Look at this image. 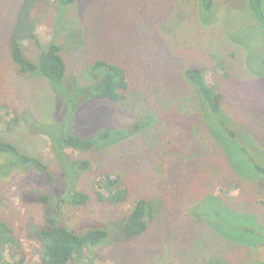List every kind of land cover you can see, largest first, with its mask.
<instances>
[{"label":"rangeland","instance_id":"1","mask_svg":"<svg viewBox=\"0 0 264 264\" xmlns=\"http://www.w3.org/2000/svg\"><path fill=\"white\" fill-rule=\"evenodd\" d=\"M32 34L62 45L67 89L81 100L75 108L47 76L21 72L13 60L14 36L38 62ZM98 58L127 72L129 89L119 101L92 95ZM194 66L220 88L236 137L188 79ZM62 128L96 141L90 150L66 148L68 159L90 161L80 176L54 152ZM105 130L111 135L99 139ZM0 139L39 157L57 177L55 192L38 169L11 164L0 152V219L19 244L0 243V264H43L34 228L47 226L48 215L79 234L109 229L78 264H264V174L248 160L264 165V28L248 0H214L210 9L201 0H75L63 10L54 0H0ZM106 173L122 176L124 201L99 198L96 183ZM71 182L89 194L86 204L62 202ZM138 197L152 201L154 219L142 235L123 236L117 230ZM221 221L255 232H231Z\"/></svg>","mask_w":264,"mask_h":264},{"label":"trees","instance_id":"2","mask_svg":"<svg viewBox=\"0 0 264 264\" xmlns=\"http://www.w3.org/2000/svg\"><path fill=\"white\" fill-rule=\"evenodd\" d=\"M59 10H63L71 5L75 0H54ZM249 5L254 11L256 18L264 28V11L262 9V0H248ZM206 9L213 6L214 0H201ZM32 38L39 44L40 56L38 62L30 60L24 53L21 43L14 36L10 39V49L13 60L19 66L21 72H33L39 70L47 76L59 93L60 97L64 95L71 102L73 108L81 103V100H75L67 89L65 83L67 64L61 54L62 45L52 40L43 44L36 34H32ZM92 72L97 81L93 84L92 95L97 98H106L111 101H119L124 98L129 89V78L125 68L118 62L110 59L98 58L93 62ZM186 75L190 81L195 83L205 99L208 101L209 108L217 115L220 127L229 134L230 138H234L235 130L228 124V119L224 118L222 113L223 94L216 84L208 82L204 74V68L190 67L186 69ZM138 127V124L130 127L128 130L119 129L116 134H122L124 131L133 132ZM59 132V133H58ZM111 135L109 131L100 132L98 138L105 139ZM96 141L90 138H81L71 133H68L64 128L57 131L54 136V152L61 166L62 160L67 158L71 164L70 169L84 173L90 169V161L86 159L71 160L66 157V148H76L78 150H90L94 147ZM232 149V148H230ZM0 152H8L12 158L11 164L18 163L25 167L33 166L38 169L44 176L47 182L51 183L54 190L57 177L53 174L50 167L39 157L31 156L23 153L12 142L3 141L0 139ZM249 162L260 173L264 174V165L257 163L253 157H249ZM246 160L245 166L250 165ZM67 165V164H66ZM78 178V177H77ZM78 182V181H77ZM77 182H71L70 186L64 189V199H69L72 204H86L89 199V194L84 190L77 189ZM98 196L100 199L109 202H121L128 196V189L120 174L106 173L98 178L96 183ZM53 190V191H54ZM102 190V191H101ZM56 192V190H55ZM54 192V193H55ZM39 200L48 201L47 196H39ZM61 202V203H62ZM214 210V209H212ZM154 205L151 200L146 197H138L133 205V208L127 215L126 221L118 228V232L126 237H134L142 235L149 228V223L154 219ZM212 212V211H210ZM216 215H221L219 210L212 212ZM220 213V214H219ZM216 218V216H209ZM217 219V218H216ZM223 223L222 228H228L231 232H255L254 228L249 225H239L235 222ZM48 225L34 228L35 235L41 240L43 250V264H78L79 254L92 246L98 245L109 236V229L104 227H94L85 230L86 232L79 234L70 227L58 222L57 216H49L47 219ZM225 223V224H224ZM239 241H242L239 239ZM0 243L3 245H11L14 247L19 245L18 239L12 227L0 219ZM75 260V262H74ZM23 260L15 261V264H23ZM83 264V262H82ZM89 264H141L136 261H119L115 263H97L89 262ZM211 264H232L224 262L221 259H214Z\"/></svg>","mask_w":264,"mask_h":264}]
</instances>
